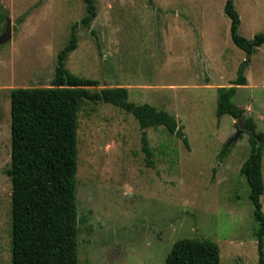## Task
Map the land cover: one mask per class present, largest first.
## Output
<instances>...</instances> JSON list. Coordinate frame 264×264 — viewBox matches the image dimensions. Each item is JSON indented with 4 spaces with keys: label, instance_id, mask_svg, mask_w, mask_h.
<instances>
[{
    "label": "rangeland",
    "instance_id": "obj_1",
    "mask_svg": "<svg viewBox=\"0 0 264 264\" xmlns=\"http://www.w3.org/2000/svg\"><path fill=\"white\" fill-rule=\"evenodd\" d=\"M0 0V264L11 263L10 92L52 88L57 55L72 27V75L96 81L90 92L122 87L128 100L174 117L188 147L163 127L142 131L129 114L84 102L77 131V264H166L181 240L218 245L221 264H259V224L241 175L251 154L244 132L226 148L237 120L215 115L219 88L244 67L233 103L263 135L264 44L248 58L231 38L226 0ZM238 35L264 34V0H234ZM247 124V125H248ZM253 138V137H252ZM226 151V153H225ZM264 213V193L260 198ZM264 252V249H263Z\"/></svg>",
    "mask_w": 264,
    "mask_h": 264
},
{
    "label": "trees",
    "instance_id": "obj_2",
    "mask_svg": "<svg viewBox=\"0 0 264 264\" xmlns=\"http://www.w3.org/2000/svg\"><path fill=\"white\" fill-rule=\"evenodd\" d=\"M87 15L81 20L88 27L96 16L93 0H83ZM225 14L231 21L234 45L251 57L264 44V34L247 40L238 35L239 15L234 0H226ZM72 27L69 41L57 55L52 88H22L10 92V162L4 174L11 183V263L77 264L78 217L76 204L78 114L84 102L111 105L131 115L142 131L144 150L148 155L145 130L163 127L188 147L186 137L174 117L149 104L128 100L122 87L90 92L96 81L78 78L64 67L68 54L77 48ZM244 67L237 80L219 88L215 115L235 120L244 116L233 103L237 88L245 86ZM245 125L251 129L254 126ZM237 126V124H236ZM259 143L251 137V154L241 168L249 188L254 217L259 224L255 237L264 264V213L260 198L264 193L262 178L263 135ZM226 153V151H225ZM166 264H221L217 244L195 239L176 242Z\"/></svg>",
    "mask_w": 264,
    "mask_h": 264
},
{
    "label": "water",
    "instance_id": "obj_3",
    "mask_svg": "<svg viewBox=\"0 0 264 264\" xmlns=\"http://www.w3.org/2000/svg\"><path fill=\"white\" fill-rule=\"evenodd\" d=\"M11 36H12V28H11V21L10 19H7L6 21V25H5V30H4V33L1 35L0 37V44H4L8 41H10L11 39ZM237 131H236V134L234 136L233 139H231L226 148H228L233 142H235L242 133L244 132H249L251 134V136L253 138H255L258 143H259V138L257 137V135L255 134V131L254 129H251L249 127H247L245 124H244V116L240 117L238 120H237Z\"/></svg>",
    "mask_w": 264,
    "mask_h": 264
}]
</instances>
